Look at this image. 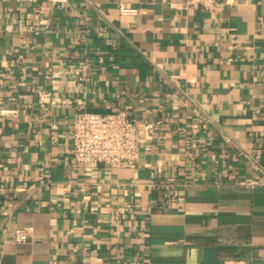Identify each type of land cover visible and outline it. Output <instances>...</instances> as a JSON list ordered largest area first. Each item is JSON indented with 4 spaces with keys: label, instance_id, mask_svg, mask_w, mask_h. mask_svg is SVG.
I'll return each mask as SVG.
<instances>
[{
    "label": "crops",
    "instance_id": "obj_1",
    "mask_svg": "<svg viewBox=\"0 0 264 264\" xmlns=\"http://www.w3.org/2000/svg\"><path fill=\"white\" fill-rule=\"evenodd\" d=\"M111 109L133 164L77 161ZM0 264H264V0H0Z\"/></svg>",
    "mask_w": 264,
    "mask_h": 264
},
{
    "label": "built area",
    "instance_id": "obj_2",
    "mask_svg": "<svg viewBox=\"0 0 264 264\" xmlns=\"http://www.w3.org/2000/svg\"><path fill=\"white\" fill-rule=\"evenodd\" d=\"M59 1V0H51ZM229 0H184V7L198 5L209 8ZM122 12L132 9L122 8ZM6 110H2L3 113ZM155 128L154 122H141L124 109L105 112H79L72 127V153L83 163L103 162L113 167L133 164L139 137L149 134ZM26 232L18 230L16 240H25Z\"/></svg>",
    "mask_w": 264,
    "mask_h": 264
}]
</instances>
